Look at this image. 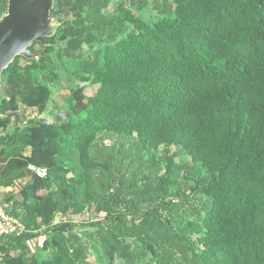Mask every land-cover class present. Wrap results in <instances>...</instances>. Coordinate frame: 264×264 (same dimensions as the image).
Instances as JSON below:
<instances>
[{
    "label": "trees",
    "instance_id": "1",
    "mask_svg": "<svg viewBox=\"0 0 264 264\" xmlns=\"http://www.w3.org/2000/svg\"><path fill=\"white\" fill-rule=\"evenodd\" d=\"M109 2L55 0V34L31 46L39 61L17 56L3 71L0 113L20 103L43 112L59 70L82 84L67 88V108L56 103L60 124L42 119L0 140L1 185L47 169L18 195L0 192L25 225L0 224V264H87L79 222L97 228L110 264H264V0H127L151 6L155 23L122 0L108 16ZM7 7L0 0V17ZM161 146L190 157L188 194L160 196L155 182L171 173L159 175ZM44 226L50 259L28 244Z\"/></svg>",
    "mask_w": 264,
    "mask_h": 264
},
{
    "label": "rangeland",
    "instance_id": "2",
    "mask_svg": "<svg viewBox=\"0 0 264 264\" xmlns=\"http://www.w3.org/2000/svg\"><path fill=\"white\" fill-rule=\"evenodd\" d=\"M121 0H110L107 8L104 9V12L108 16H114L119 13L117 11L118 3ZM125 2L126 6L130 9H134L136 13H139L142 15L148 22L155 23L158 21L162 16L155 10L151 8V6H147L144 9L134 8L133 6H130L127 0H122ZM73 18V13L69 14V16H64L65 20H71ZM58 42H60L58 40ZM36 49L41 50V47L39 45L36 46ZM92 49L88 47L87 45H84L81 54L83 55V58L89 59L92 56ZM49 56H52V58L57 63V69L59 66V63L56 59V53H48ZM22 61V60H21ZM59 74H62V77H55L54 79H51V82H49L50 87L52 88L53 97L49 104V107H51L54 110V107H56V103L60 107H68V103H65L64 100H68V91L67 88L71 86H76L78 84H82L78 81L77 78H75L74 75L71 74L70 70H59ZM67 74H70L71 76L68 79H63ZM67 78V76H66ZM67 84V85H66ZM97 86L88 85L86 88L87 94L89 96L93 95L95 92ZM105 144H112L114 141L112 140H105ZM156 160L160 164L161 172L159 175H164L168 171L171 173H167V178L162 181V179H158L155 182L156 188L159 190V194L162 198L165 200H168L171 196H174L173 198H177V193L180 191L185 192L188 194L189 192V185L193 183L192 179L190 177V173L188 172L187 168H185V164H191V159L189 156L184 155L180 153V148L176 146H161L157 151H155ZM149 158V157H147ZM171 160L174 162V165L170 166L168 169L167 164L171 162ZM155 170V169H154ZM164 188V190L162 189ZM54 190H56V187H54ZM158 196V195H157ZM9 209V207H8ZM122 212L124 211L122 208L120 209ZM90 220L88 222L93 221H99L103 220L102 216H96V215H89ZM62 214L59 213L56 215L54 219V224H57L61 222L62 220ZM111 223H107L106 226H109ZM47 226H44L40 231L43 235L32 239L28 241L29 248L31 249L32 253L38 254L42 259H50L52 256L56 254V250L53 247H49L48 249H44V242L51 240V234L45 229ZM97 228L93 226H89L88 223H74L73 231L79 235V237L84 242L86 249H85V262L87 264H110V259L108 257L107 251L101 246V244L97 241V238L95 236V231ZM130 240V239H129ZM113 264H126L122 259L119 257H116L113 260Z\"/></svg>",
    "mask_w": 264,
    "mask_h": 264
},
{
    "label": "water",
    "instance_id": "3",
    "mask_svg": "<svg viewBox=\"0 0 264 264\" xmlns=\"http://www.w3.org/2000/svg\"><path fill=\"white\" fill-rule=\"evenodd\" d=\"M55 0H8L7 11L0 17V86L3 71L22 56L39 61L34 42L46 45L45 37L55 34L59 25L51 16Z\"/></svg>",
    "mask_w": 264,
    "mask_h": 264
},
{
    "label": "crops",
    "instance_id": "4",
    "mask_svg": "<svg viewBox=\"0 0 264 264\" xmlns=\"http://www.w3.org/2000/svg\"><path fill=\"white\" fill-rule=\"evenodd\" d=\"M61 75L62 74H59V77L63 76ZM66 76L63 77L64 80L68 79L71 75L67 74ZM1 98H0V104H1ZM49 104L48 107L43 112H40L37 107H29L24 103H20L18 110L0 113V140L8 133H12L14 128L22 127V126L25 127L36 126L40 123L42 119H47L49 121H52L53 123L60 124L61 117L57 114L56 108L54 107L53 110L51 107H49ZM15 147L17 146H14V148ZM23 153L25 155H29L31 153V149L29 147H26L23 150ZM32 175H33L32 171L28 170L25 177L16 180L10 186L6 187L0 184V192H3L7 195H18L20 190L26 185L27 181L31 178Z\"/></svg>",
    "mask_w": 264,
    "mask_h": 264
},
{
    "label": "built area",
    "instance_id": "5",
    "mask_svg": "<svg viewBox=\"0 0 264 264\" xmlns=\"http://www.w3.org/2000/svg\"><path fill=\"white\" fill-rule=\"evenodd\" d=\"M29 170L33 173L37 174L40 177H46L47 176V169L45 167H38L35 165H30ZM9 207L8 204L4 203L0 199V224L2 226H8L13 227V229H16L18 231H22L25 229V225L18 219L10 215L7 211V208Z\"/></svg>",
    "mask_w": 264,
    "mask_h": 264
}]
</instances>
